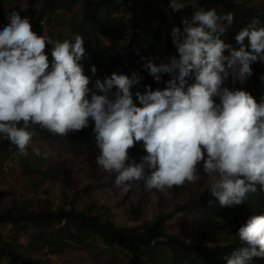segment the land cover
Returning <instances> with one entry per match:
<instances>
[{
    "label": "rangeland",
    "instance_id": "1",
    "mask_svg": "<svg viewBox=\"0 0 264 264\" xmlns=\"http://www.w3.org/2000/svg\"><path fill=\"white\" fill-rule=\"evenodd\" d=\"M144 0H129L116 14L123 20L127 32L125 40L119 44L123 49L128 38L136 32L138 45L147 38L144 28H150ZM157 6H163L169 31L174 34L172 16L164 0H152ZM174 8L180 5L191 7L190 28L195 29L201 21L191 16L198 11L207 14L213 28L220 31L223 38L222 48L230 50V55L222 60L226 71L225 91L228 95L238 96L236 109L246 112L251 108L250 95L247 93L249 62L256 56V47L261 46L264 64V36L251 35L246 38L234 35V19L221 15V7L208 0H172ZM257 7H264V0H256ZM83 0H76L71 7L57 9L52 14L46 8V0H5L3 18L0 20V136L6 131H16L15 116L7 107V93L4 80L20 71L25 80L24 95L31 105V115L54 110L49 117L52 128H64L65 132L74 131L81 120L93 122L99 129L121 115H130L135 121L133 132L114 144L103 148L85 149L80 153L67 151L57 141L48 139L38 132L27 137L26 160L11 149L0 152V211L16 207L34 210L39 208L89 210L110 218L123 226H145L159 215L172 212L183 202L199 196L209 186H218L227 179L230 168L219 161V150L232 145L230 123L224 116L222 95L216 81L199 79L193 84L197 96H205L218 114L213 122L201 119L189 125H180L174 121L166 125L160 119V106L156 100H167L170 87L177 74L180 59V43L172 37L173 46L168 60L163 65L165 81L162 94L156 96L158 69L155 64L137 69L140 80L132 94L125 93L115 75L102 67L97 76L85 47L90 35V27L83 31L78 43L79 49L68 51V45L74 40V26L83 18ZM106 13L101 11L98 21ZM40 26L43 36L37 47L32 46L34 30ZM97 35L106 43L110 40L98 29ZM200 40H205L202 27L196 31ZM19 38V39H18ZM15 40V41H14ZM164 44V40H161ZM46 50L51 64L38 73L35 70L34 57L37 52ZM78 50L79 54H78ZM76 53L80 63L74 74L66 72L68 54ZM160 54L155 56V60ZM63 59L64 67L59 69L54 63ZM256 94L264 96V78ZM65 103L64 106L60 104ZM251 118L260 123L264 121V111L254 113ZM135 142L149 146H158L165 151L160 172L176 170L189 177L188 182L174 188L168 182H157L147 189L135 185L131 178L128 154ZM235 143V140H234ZM127 157V159H126ZM70 171V182L65 183L60 166ZM30 166L31 171H26ZM29 169V168H28ZM140 207L141 214L137 215ZM180 216L168 221L172 224ZM2 230L9 240H18L26 257L39 259L45 264H128L129 254L119 245L106 246L99 240H90L88 244H74L63 241L52 247L41 241L37 249L30 251L28 244L31 234L19 232L16 226L6 223ZM19 233V235H18ZM193 239L195 237H192ZM197 240V239H194ZM7 264V263H2Z\"/></svg>",
    "mask_w": 264,
    "mask_h": 264
},
{
    "label": "trees",
    "instance_id": "2",
    "mask_svg": "<svg viewBox=\"0 0 264 264\" xmlns=\"http://www.w3.org/2000/svg\"><path fill=\"white\" fill-rule=\"evenodd\" d=\"M128 1L83 0V18L73 28L77 38L71 40L68 51L79 49L80 39L88 34L83 29L89 26L91 33L85 47L89 50L94 75L97 76L102 67L108 69L117 77L125 93L130 95L140 80L137 69L155 64L158 78L154 93L159 96L165 81L163 65L168 60L174 36L180 43L177 74L171 83L169 98L162 102V98L158 97L154 105L160 106V119L166 125L174 121L189 125L201 119L215 122L218 114L205 96H197L193 92V84L199 79L216 81L223 96L224 116L230 123L233 139L232 145H225L219 150L218 158L231 171L220 185L209 186L199 196L181 203L168 214L157 216L143 227L119 225L101 214L74 207L55 210L16 207L15 210H2L0 264H45L31 256L26 257L17 239H8L2 230L6 223L16 226L19 232L31 234L28 244L30 251L37 249L35 245L41 241L57 247L63 241L88 244L90 240L97 239L106 246L124 247L129 254L128 264H264V121L258 123L251 118L252 114L264 111V96L256 94L264 78L263 48L256 47V56L249 62L247 93L251 108L241 112L236 109L238 96L228 95L225 91L226 71L222 60L230 55V50L222 48V34L211 26L207 14L202 15L198 11L191 13L193 18L201 21V26L196 24L192 30L189 24L191 20L186 16L191 12V7L180 5L174 8L172 0H164L172 16V34L163 6L154 5L152 0H144L146 20L151 22L150 28H144L147 41L138 45L136 32H133L123 52L119 44L125 40L127 28L116 14ZM208 1L221 7V15L228 14L234 19L236 37L264 36V7H257L254 4L256 0ZM75 2L46 0V8L52 14L57 9L71 7ZM4 6L5 0H0V20ZM101 11L106 16L98 21ZM199 27H202L205 40H200L196 34ZM98 29L110 40L109 43L97 35ZM42 36L43 29L36 27L32 40L34 48L40 44ZM157 54L160 57L155 60ZM64 58L68 62L65 70L69 74L78 71L76 65H84L75 52ZM33 61L38 73H43L51 64L46 50L37 52ZM54 65L62 69L63 59ZM4 89L7 107L15 116L17 129L3 132L0 136V152L11 149L24 160V153L29 149L26 137L31 132L57 141L69 152L80 153L85 149L110 146L131 134L135 127L130 115H121L103 129L97 128L93 122L81 120L74 131L65 132L67 125L60 129L51 127L49 117L54 110L45 111L36 118L31 115L32 107L24 95L25 80L20 71L4 80ZM60 105L64 106L65 103ZM164 158V149L135 142L128 154L135 185L142 189L150 188L157 182H168L174 188L185 185L189 180L185 173L176 170L160 172ZM28 168L26 171H31L30 166ZM60 171L65 183L69 184L70 171L64 165L60 166ZM137 213L141 214L140 207ZM176 213H180V216L174 223L168 224Z\"/></svg>",
    "mask_w": 264,
    "mask_h": 264
},
{
    "label": "built area",
    "instance_id": "3",
    "mask_svg": "<svg viewBox=\"0 0 264 264\" xmlns=\"http://www.w3.org/2000/svg\"><path fill=\"white\" fill-rule=\"evenodd\" d=\"M164 100H165V99H163V98L161 99L162 102H163Z\"/></svg>",
    "mask_w": 264,
    "mask_h": 264
}]
</instances>
